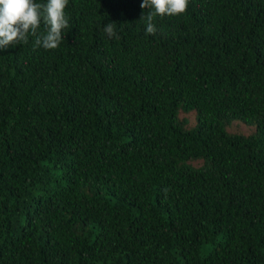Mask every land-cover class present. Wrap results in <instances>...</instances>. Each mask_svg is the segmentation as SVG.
Instances as JSON below:
<instances>
[{
	"label": "trees",
	"instance_id": "16d2710c",
	"mask_svg": "<svg viewBox=\"0 0 264 264\" xmlns=\"http://www.w3.org/2000/svg\"><path fill=\"white\" fill-rule=\"evenodd\" d=\"M141 3L0 49V264H264V0Z\"/></svg>",
	"mask_w": 264,
	"mask_h": 264
},
{
	"label": "clouds",
	"instance_id": "9594fccd",
	"mask_svg": "<svg viewBox=\"0 0 264 264\" xmlns=\"http://www.w3.org/2000/svg\"><path fill=\"white\" fill-rule=\"evenodd\" d=\"M189 3L190 0H142L140 7L151 10L140 19L146 25V34L156 33L154 20L157 16L184 14ZM68 4L69 0H46V3H38L37 0H0V49L27 44L29 36L34 38V48H58L65 39V30L69 28ZM42 23L45 30L40 32ZM103 32L110 39L120 38L115 22L105 24Z\"/></svg>",
	"mask_w": 264,
	"mask_h": 264
},
{
	"label": "rangeland",
	"instance_id": "374dc122",
	"mask_svg": "<svg viewBox=\"0 0 264 264\" xmlns=\"http://www.w3.org/2000/svg\"><path fill=\"white\" fill-rule=\"evenodd\" d=\"M179 119L183 121L185 128H192L196 125L195 111L184 112L180 110ZM226 129L230 133H238L244 135H249L255 132L254 126H246L238 121L230 123L228 126H226ZM189 164H191L194 167H199L202 164V160L189 161Z\"/></svg>",
	"mask_w": 264,
	"mask_h": 264
}]
</instances>
